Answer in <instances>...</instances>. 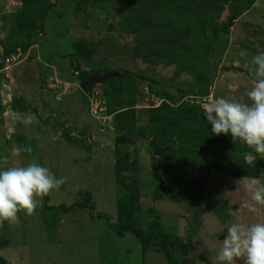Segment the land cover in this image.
<instances>
[{
  "label": "rangeland",
  "instance_id": "rangeland-1",
  "mask_svg": "<svg viewBox=\"0 0 264 264\" xmlns=\"http://www.w3.org/2000/svg\"><path fill=\"white\" fill-rule=\"evenodd\" d=\"M52 1L0 0V171L37 163L64 178L49 192V206L89 193L96 210L53 211L50 243L37 197L32 215L20 211L0 222V264H166L133 235L108 229L121 194L118 141L138 164L141 206L132 220L177 235L186 246L183 264H226L217 254L227 229L264 223V205L244 207L254 203L246 185L264 171V154L250 166L254 150L230 133L213 134L203 105L219 97L252 103L251 57L264 52V0H210L199 22L194 13L204 0ZM169 31L184 43L171 48L163 38ZM42 48L47 58L58 53L47 66ZM241 49L249 53L243 59ZM93 75L110 77L84 93ZM19 98L36 110L21 113L31 123L16 119ZM33 141L31 155H13Z\"/></svg>",
  "mask_w": 264,
  "mask_h": 264
},
{
  "label": "clouds",
  "instance_id": "clouds-1",
  "mask_svg": "<svg viewBox=\"0 0 264 264\" xmlns=\"http://www.w3.org/2000/svg\"><path fill=\"white\" fill-rule=\"evenodd\" d=\"M248 55L244 49L239 51L242 59ZM251 64L254 66L250 72L253 86L247 93L252 102L250 105L223 97L206 101L203 105L204 117L211 124L213 134L230 133L233 142L239 139L254 150L246 157L250 166L254 164L258 154H264V52L253 55ZM15 116L24 124L31 123L33 119L30 115L24 117L20 113ZM31 151L30 146H21L13 149V155ZM241 180L234 183L239 186ZM63 183L64 178L57 179L49 169L37 163L0 171V222L14 221L20 211L32 215L41 202L36 198L48 195ZM246 188L254 203H246L244 207L255 211L254 205H264V171L259 178H252ZM228 192L225 191L220 198ZM238 258H243V264H264V223L247 227L234 223L227 229V236L222 241L217 259L226 264H234Z\"/></svg>",
  "mask_w": 264,
  "mask_h": 264
},
{
  "label": "trees",
  "instance_id": "trees-1",
  "mask_svg": "<svg viewBox=\"0 0 264 264\" xmlns=\"http://www.w3.org/2000/svg\"><path fill=\"white\" fill-rule=\"evenodd\" d=\"M218 0H216L217 2ZM215 2V3H216ZM204 5H198V11L195 10L194 21L197 22L200 18L205 17L206 14L205 8L211 10V1L204 0ZM49 7L53 5L49 4ZM199 22V21H198ZM205 27V26H201ZM181 34H177L173 31H169V34L166 37H163L168 45L172 47H177L178 44H183L181 39H177ZM156 39H158L156 35ZM159 43L160 40H159ZM205 45V44H204ZM43 53V48H42ZM58 53L53 52L50 57H46L43 53V59L45 61H51L56 57ZM5 108H0V114L4 113ZM12 110L14 113H27V112H36L32 108L29 102L23 98L14 99ZM68 141L81 144L75 138H68ZM116 146L115 149V176L118 180V183L121 186V194L117 203V221L115 223L107 221L108 229L113 232L118 237H125L130 234L133 235L139 242L142 250L145 253H160L163 255L166 264H183L184 254L186 252V246L184 242L175 234L161 227L157 222H151L150 226L147 229H143L138 224H136L132 219L134 215L140 210L141 206V195H140V181L136 175L138 171V164L131 157V155L123 149L120 145ZM32 151L31 153H25L29 156L36 149V142L31 143ZM222 161L215 164L216 167H221ZM44 199V210L46 211V225L49 235V241L52 242L55 234L54 230L56 227V220L52 214L53 211H61L62 214H70L75 210H87L92 215L96 210V206L92 200V197L89 193L86 194V198L81 201L74 202L73 204L60 205L58 207L49 206V197L48 195L42 197ZM97 219L106 218L105 215L97 214L93 216ZM106 264V262H102Z\"/></svg>",
  "mask_w": 264,
  "mask_h": 264
},
{
  "label": "water",
  "instance_id": "water-1",
  "mask_svg": "<svg viewBox=\"0 0 264 264\" xmlns=\"http://www.w3.org/2000/svg\"><path fill=\"white\" fill-rule=\"evenodd\" d=\"M52 2H54V0ZM227 13L228 12L226 10V12H224L223 15H222V19L221 20H224V18L227 15ZM109 77H110L109 75H105V76L93 75L90 78H88V80L81 85V90L84 93H87L90 89L95 87L97 84H101V83L106 82Z\"/></svg>",
  "mask_w": 264,
  "mask_h": 264
},
{
  "label": "crops",
  "instance_id": "crops-1",
  "mask_svg": "<svg viewBox=\"0 0 264 264\" xmlns=\"http://www.w3.org/2000/svg\"><path fill=\"white\" fill-rule=\"evenodd\" d=\"M52 60H53V59H52ZM52 60H51V61H48V62L44 60V61H45V62H44V63H45L44 65L48 64L49 62H50V63H53L54 60H53V61H52ZM52 65H53V64H52ZM52 65L50 66L51 68L53 67ZM46 66H47V65H46ZM49 73H52V71H50Z\"/></svg>",
  "mask_w": 264,
  "mask_h": 264
},
{
  "label": "built area",
  "instance_id": "built-area-1",
  "mask_svg": "<svg viewBox=\"0 0 264 264\" xmlns=\"http://www.w3.org/2000/svg\"><path fill=\"white\" fill-rule=\"evenodd\" d=\"M10 62V60H7V63H9Z\"/></svg>",
  "mask_w": 264,
  "mask_h": 264
}]
</instances>
